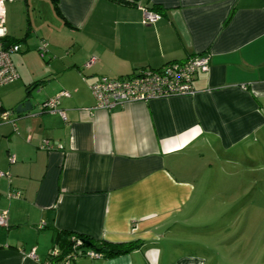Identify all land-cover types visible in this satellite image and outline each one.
Here are the masks:
<instances>
[{
    "label": "crops",
    "instance_id": "1",
    "mask_svg": "<svg viewBox=\"0 0 264 264\" xmlns=\"http://www.w3.org/2000/svg\"><path fill=\"white\" fill-rule=\"evenodd\" d=\"M6 5V40L18 52L10 55L17 79L0 86V112H10L0 124V213L7 222L0 264H46L52 250L65 254L59 232L141 244L127 255L78 256L68 264H161L163 242L173 236L180 247L189 234L176 229L193 227L196 215L186 211L196 201L199 171H211L221 156L228 165L247 152L260 156L264 147V0ZM142 9L160 18L144 24ZM194 55L208 56L210 65L194 75V95L93 109L89 87L99 77ZM60 92L69 94L58 105L65 119L39 110ZM28 101L31 111L17 113ZM169 264L206 260L193 252Z\"/></svg>",
    "mask_w": 264,
    "mask_h": 264
},
{
    "label": "rangeland",
    "instance_id": "2",
    "mask_svg": "<svg viewBox=\"0 0 264 264\" xmlns=\"http://www.w3.org/2000/svg\"><path fill=\"white\" fill-rule=\"evenodd\" d=\"M259 153L260 156H256L247 152L230 165L224 163L223 156L214 158L211 171L209 168L199 171L200 180L194 192L196 201L186 211L196 215L190 224L193 227L183 230L179 225L176 229L189 234L184 236L180 247L172 245L176 241L173 236L163 242L161 264H169L172 259L193 252L201 255L206 264L262 263L264 147ZM211 234L215 236L210 237Z\"/></svg>",
    "mask_w": 264,
    "mask_h": 264
},
{
    "label": "built area",
    "instance_id": "3",
    "mask_svg": "<svg viewBox=\"0 0 264 264\" xmlns=\"http://www.w3.org/2000/svg\"><path fill=\"white\" fill-rule=\"evenodd\" d=\"M4 1L0 0V86L11 83L17 79V74L10 61V55L18 52V46L13 45L7 49L1 46V40L6 37ZM11 2L12 0H7ZM144 24L156 22L160 16L155 12L142 9ZM46 48L42 44L40 51ZM209 58L205 55H194L183 61L168 62L158 69L145 68L136 73L111 79L101 76L89 87L95 100L94 110L110 111L122 108L131 103H147L154 100H162L177 97H187L195 94L192 86L194 75L197 72L209 71ZM69 97L66 92H60L53 98L47 99L38 105L41 112L58 113L62 119L64 114L58 109L60 99ZM10 112H0V124L9 120ZM43 148L52 150L53 146L44 142ZM57 149H61L57 146ZM13 162V156L10 157ZM12 197H16L15 194ZM7 226L6 213H0V228ZM89 258H101L92 251L85 253ZM58 251L52 250L46 264H51L52 259L57 258ZM66 262L65 264H68Z\"/></svg>",
    "mask_w": 264,
    "mask_h": 264
},
{
    "label": "trees",
    "instance_id": "4",
    "mask_svg": "<svg viewBox=\"0 0 264 264\" xmlns=\"http://www.w3.org/2000/svg\"><path fill=\"white\" fill-rule=\"evenodd\" d=\"M54 2L56 0H53ZM122 3H126L123 1ZM128 4V3H126ZM10 40H6V37L1 40V46L3 49H7L10 46L15 44H9ZM56 241L62 249H64L65 254L58 252V256L55 259H52L51 264H65L71 259H74L78 256H86L84 247L90 248L92 252L100 255L101 258L111 259L119 256L127 255L132 251H135L141 247V244L138 242L130 243H107L104 241L92 242L86 237L82 236H73L65 232H59L56 236ZM88 252V251H87ZM70 253V256L66 259L63 257ZM49 259V257H48Z\"/></svg>",
    "mask_w": 264,
    "mask_h": 264
},
{
    "label": "water",
    "instance_id": "5",
    "mask_svg": "<svg viewBox=\"0 0 264 264\" xmlns=\"http://www.w3.org/2000/svg\"><path fill=\"white\" fill-rule=\"evenodd\" d=\"M36 93H37V91H36ZM32 107H33V104H31V102L28 101L27 103H25L23 105L17 106L16 112L19 114L26 113V112L31 111Z\"/></svg>",
    "mask_w": 264,
    "mask_h": 264
}]
</instances>
